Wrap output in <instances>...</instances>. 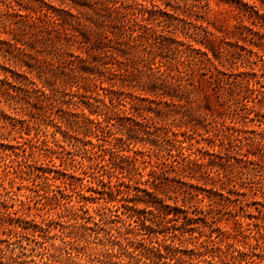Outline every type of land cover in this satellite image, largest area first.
<instances>
[{
  "label": "rangeland",
  "instance_id": "374dc122",
  "mask_svg": "<svg viewBox=\"0 0 264 264\" xmlns=\"http://www.w3.org/2000/svg\"><path fill=\"white\" fill-rule=\"evenodd\" d=\"M0 264H264V0H0Z\"/></svg>",
  "mask_w": 264,
  "mask_h": 264
}]
</instances>
